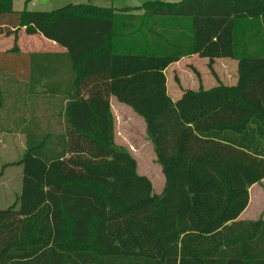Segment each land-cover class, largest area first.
Returning a JSON list of instances; mask_svg holds the SVG:
<instances>
[{
  "label": "trees",
  "instance_id": "obj_1",
  "mask_svg": "<svg viewBox=\"0 0 264 264\" xmlns=\"http://www.w3.org/2000/svg\"><path fill=\"white\" fill-rule=\"evenodd\" d=\"M12 3L0 0V36L15 42L0 54V74L12 76L20 61L33 95L63 85L74 94L42 100L61 107L60 128L34 114L26 153L11 163L23 165V181L0 209V264H264V219H238L264 179V0L52 11ZM23 27L66 51L21 54ZM190 55L212 70L236 58L237 82L184 89L174 101L165 70ZM11 96L0 87V112ZM111 96L144 119L165 178L160 194L115 142ZM13 122L1 116L0 132Z\"/></svg>",
  "mask_w": 264,
  "mask_h": 264
},
{
  "label": "rangeland",
  "instance_id": "obj_2",
  "mask_svg": "<svg viewBox=\"0 0 264 264\" xmlns=\"http://www.w3.org/2000/svg\"><path fill=\"white\" fill-rule=\"evenodd\" d=\"M146 1L150 0H13L12 6L15 11H21L24 9L31 11H52L60 9L69 4H87L94 5L103 8H114L120 9L125 6H135L140 7ZM165 1V0H162ZM169 1V0H166ZM176 1V0H172ZM138 15H141L143 12L142 9L136 10ZM131 19V18H130ZM20 31V42L17 40V45L20 47L22 44H26L31 42V44H39V42L47 41L46 38L41 35H29L25 31L23 27ZM20 33V32H19ZM14 36H4L2 35L0 38V46L2 48V52L5 50H9L14 46ZM18 39V38H17ZM37 39V40H36ZM43 39V40H41ZM264 41V39H263ZM209 60L207 58L200 57L196 58L192 63V70L194 81L197 84H203L206 86V89L215 86L217 84L224 83L227 85H232L236 80V73L238 70V61L236 58H218L214 61L213 70L208 66ZM195 65V66H194ZM197 67V68H196ZM196 71L198 73H196ZM170 77V87L171 92L175 90L177 87H180V82L178 81L175 73L169 72ZM8 74H0V87L5 90L9 88H13V84L9 80ZM192 79L189 76L188 79ZM193 81V80H192ZM10 82V83H9ZM189 86L191 85L188 80H185ZM13 85V86H12ZM182 88V87H181ZM13 96L9 97V100L6 103V110H2L0 112V117L8 114H12L15 109H18L16 106L20 105L17 102H13ZM36 105V106H35ZM34 106L36 107V113L44 119L50 117L49 114L46 113L45 106L43 102L37 101ZM28 104V108H29ZM117 123H116V132L117 141L119 144L130 147L131 145L138 147V154L140 155V163L139 168L142 174H146V176L152 181L154 192L160 194L165 185V178L163 173H159L157 161L148 158V153L151 151V148L148 144V137L146 136L143 124L138 119L136 114H132L130 110L125 108L115 109ZM47 121H50L47 120ZM52 122V118H51ZM57 128V127H56ZM0 140L4 139V144L0 143V170L4 172V166L6 161L14 160L15 158H19L17 155L19 143L23 142L22 136L20 134L15 133H1ZM145 156V158L143 157ZM23 156L20 158L22 159ZM142 158V159H141ZM13 164L9 163L7 166H12ZM159 165V164H158ZM140 172V173H141ZM7 190H4L6 193ZM5 199L0 200V206H6L7 204H14L16 201V196L10 195L9 192ZM1 196V194H0ZM3 196V195H2ZM1 196V197H2ZM9 206V205H8ZM243 218L248 219H264V179L258 183H255L249 188V203L246 209L244 210Z\"/></svg>",
  "mask_w": 264,
  "mask_h": 264
},
{
  "label": "crops",
  "instance_id": "obj_3",
  "mask_svg": "<svg viewBox=\"0 0 264 264\" xmlns=\"http://www.w3.org/2000/svg\"><path fill=\"white\" fill-rule=\"evenodd\" d=\"M179 1H181V0H176V1L169 0L167 2H179ZM131 7H135V6H131ZM21 32L22 31H20V33H18V39L17 40L19 42H20ZM24 32H26V31H24ZM0 38H1V36H0ZM41 40H43V39H41ZM19 51L21 54H32V53H39V52L63 53L64 51H66V49L64 47H62L61 45H59L58 43L48 39L47 41H44L43 43L39 42V44H35V45L31 44V42L26 43V44H22L19 47ZM4 52H5V50L2 52V48L0 46V54H2ZM196 58L199 59L200 57L198 55L186 56V57L180 59L179 61L172 63L165 70V76H166V80H167V90H168L169 95L171 96V98L174 101H176L177 99H179L182 96L184 89L197 90L202 86L201 84H197L194 81L195 79L193 77V71L194 70H192L193 65L191 62L195 61ZM22 64H23V62H20V61L14 62V64H13L14 69H15L14 74H12V76H10V75L8 76V77H10L9 80L11 81V84H13L14 86L12 85L13 88L12 87L9 88L8 91L12 92V96L14 97L13 102H17V104L18 103L20 104V105L16 106L18 109H15V111H13L14 113H13L12 117L14 119V122H13V129H12L13 132H11V133L20 134L22 136L21 138L23 139V142H21V144L19 143V146H18V149L19 150L21 149V151L17 152L18 153L17 155H19L18 156L19 158H15L14 160L6 161L3 164L17 162L21 159L20 158L21 156L24 157V155L26 153V149H27V146H26L27 132L31 129V127L33 125L31 122L32 116L34 114H36L37 115L36 117H38V113H36V107H35L36 106L35 104L37 101H40V100L42 101L43 99L44 100H50V101H52V100H64V101H66V99L71 98L72 97L71 95L74 94V91H71V93H69V94L66 91H64V85H63V87L61 88L62 91L59 94H55L53 96L52 95L48 96L47 94L46 95L41 94V95H37V96L33 95L29 91L28 77L23 74L24 71H26L27 67L26 68L23 67ZM169 72L175 73L176 74L175 76H177L178 81L180 82V85H179L180 87H177L175 90H173V93L171 92V87H170V77L168 74ZM189 76H191L192 79L191 78L188 79ZM237 79H238V70L236 73V80L233 84H235L237 82ZM185 80H188V82L191 85L189 86L187 83H185ZM203 87L206 89V86L204 84H203ZM80 94L82 95L83 98L87 97V95L85 94L84 91H81ZM28 104L30 105L29 108H28ZM110 105H111V110H112L113 116L115 118V132H116V123H117V117H116V112H115L116 108H119V109L125 108L127 110H130L132 112V114H136V113L132 110V108L130 106L119 102L115 96L110 97ZM44 106H45L46 113L50 115V118H52V122L50 119V126H51L52 130L58 131L60 128V125L57 122V118L55 115L57 112L60 111L61 107L53 106L52 104H45ZM136 115H137L138 119L142 122L144 132H145L146 136L148 137L147 132H146V124H145L144 119L141 116H139L138 114H136ZM47 122H48L47 119H45V121H42V125L44 127H47V125H48ZM1 133H10V132H0V134ZM116 135L117 134H115V142L118 145H122V144L118 143ZM0 138L2 139V137H0ZM0 143L4 144V139L0 140ZM148 144L151 148V151H149V153L147 155L148 158L152 159V157H153L154 160L157 161V156H156L155 150H154L153 145H152L151 141L149 140V138H148ZM122 146L128 148L131 151V153L134 155V157L136 158L137 163H138V172L140 173L141 172L140 168H139V163H140V157L139 156L140 155L138 154V147L134 146V145H131L130 147H127L125 145H122ZM143 157L145 158V156H143ZM156 164L158 166L159 173H163L162 166L158 162ZM0 172H2L0 175V194H1V196L3 195L2 197L0 196V200L2 198L5 199V197L8 195L7 194L8 192L10 195H13V197L20 194L21 189H22V181H23V165L13 164L12 166H6V167H4V172L2 170H0ZM140 174H142V172ZM142 175H146V174L143 173ZM4 190H7L6 193H4ZM8 205L10 206L11 204H7L6 206H0V209H5V208L9 207ZM244 212L245 211H243L241 213V215L239 216L238 219L251 220V219L242 217L244 215Z\"/></svg>",
  "mask_w": 264,
  "mask_h": 264
}]
</instances>
